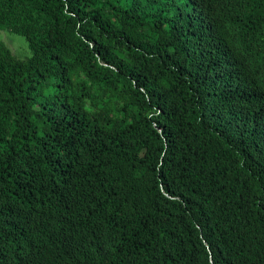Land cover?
Returning a JSON list of instances; mask_svg holds the SVG:
<instances>
[{"label":"trees","instance_id":"1","mask_svg":"<svg viewBox=\"0 0 264 264\" xmlns=\"http://www.w3.org/2000/svg\"><path fill=\"white\" fill-rule=\"evenodd\" d=\"M0 264H264V0H0Z\"/></svg>","mask_w":264,"mask_h":264},{"label":"rangeland","instance_id":"2","mask_svg":"<svg viewBox=\"0 0 264 264\" xmlns=\"http://www.w3.org/2000/svg\"><path fill=\"white\" fill-rule=\"evenodd\" d=\"M0 39L9 46L17 58L25 59L30 56V50L22 35L0 30Z\"/></svg>","mask_w":264,"mask_h":264}]
</instances>
